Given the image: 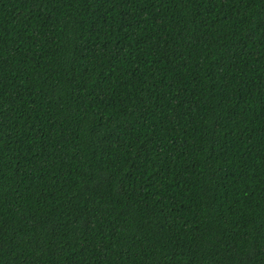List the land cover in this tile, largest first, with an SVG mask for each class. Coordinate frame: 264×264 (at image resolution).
I'll use <instances>...</instances> for the list:
<instances>
[{
    "label": "trees",
    "instance_id": "trees-1",
    "mask_svg": "<svg viewBox=\"0 0 264 264\" xmlns=\"http://www.w3.org/2000/svg\"><path fill=\"white\" fill-rule=\"evenodd\" d=\"M0 264H264V0H0Z\"/></svg>",
    "mask_w": 264,
    "mask_h": 264
}]
</instances>
